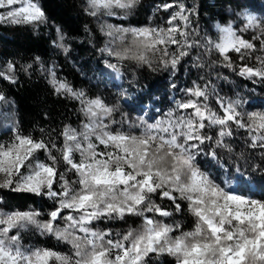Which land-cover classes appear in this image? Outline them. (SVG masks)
<instances>
[{
  "label": "snow or ice",
  "instance_id": "snow-or-ice-1",
  "mask_svg": "<svg viewBox=\"0 0 264 264\" xmlns=\"http://www.w3.org/2000/svg\"><path fill=\"white\" fill-rule=\"evenodd\" d=\"M139 2L88 0L86 11L94 17L115 16L116 9L127 15ZM157 11L168 14L164 24L101 25L113 42L124 43L131 36L122 50L106 46L101 52L148 67L155 61L174 74L186 57L202 49L196 56L198 67H205L204 55L215 54L218 60L207 61L210 71L219 63L253 83H264V19L241 13L240 29L232 22L217 25L219 38L212 40L193 26L195 6L172 0L158 5ZM47 19L39 0H0V23L39 26ZM56 31L53 43L67 53L65 36L59 27ZM249 32L251 38H246ZM253 59L255 66L249 63ZM107 67L120 74L117 63ZM47 71L54 92L78 102L84 119L79 127L64 125L55 136L41 129L39 139L14 124L11 139L0 142V189L52 201L43 220L32 208L0 210V264H152L153 256L162 255L174 257L175 264H264V198L245 195L230 180L217 183L199 164L202 154L216 160L217 149H222L230 158L235 156V178L241 186L249 167L264 175V112L242 111V99L226 100L209 81L185 89L182 98L174 99V107L158 118L118 122L115 106L60 80L54 67ZM14 73L15 65L9 62L0 79L15 83ZM0 102L7 103L3 92ZM241 129L247 133V154L234 153L229 142ZM157 197L170 202L174 211ZM180 201L187 202L195 217L192 230L159 219L182 212ZM127 216L142 218L141 227L125 233L96 227ZM30 228L69 245V252L26 246L21 233Z\"/></svg>",
  "mask_w": 264,
  "mask_h": 264
},
{
  "label": "trees",
  "instance_id": "trees-1",
  "mask_svg": "<svg viewBox=\"0 0 264 264\" xmlns=\"http://www.w3.org/2000/svg\"><path fill=\"white\" fill-rule=\"evenodd\" d=\"M165 2L172 0H140L135 9L127 15L116 9L115 16L99 14L94 17L86 11L88 0H39L48 17L47 23L39 26L0 23V71H6L9 62L15 65V83L0 79V92L7 97V103L0 102V142L11 139L10 129L14 124L24 134H31L37 139L41 137V129L55 136L64 125L80 126L84 117L80 113L78 102L58 96L50 84L51 77L47 69L53 67L60 80H66L89 97H100L108 105L115 106L117 111L113 115L118 122L122 120L137 122L138 117L145 114L147 119H152L173 107L170 98L179 99L185 95V89L192 88L194 84L203 87L209 81L214 85L216 93L226 100L242 99L244 101L242 111L264 112V83H253L229 69L220 67L219 63L210 71L207 61L218 60L215 54L211 58L204 55L205 67H198L196 56L203 51L202 49L196 50L193 57H186L174 74L170 69L161 68L155 61L152 67H148L131 60L117 61L107 52H101L106 46L116 51L131 43L130 35L124 43L119 40L113 42L112 38L101 32V25L112 24L131 28L164 24L168 14L157 11V6ZM182 2L189 7H196L198 14L192 16V24L198 28L201 36L212 40L219 38L217 25L232 22L240 29L243 26L241 13L248 12L264 19V0H182ZM57 27L65 36L64 44L69 49L67 53L53 43L57 41ZM244 35L251 38V32ZM233 58L239 62L235 54ZM107 63L119 65V81L115 79ZM249 63L256 65L255 59ZM28 65L31 67L25 71ZM122 92H126L127 95L122 96ZM212 105L216 107L215 97L212 99ZM124 128L127 130L128 125L125 124ZM244 132L242 129L236 130L234 136L229 138L234 153L248 152L242 135ZM217 152L218 159H208L205 155L204 160L209 168L213 167L214 170H219L218 165L221 164L229 174L228 179L231 180V177H235L232 171L236 165L232 163L234 166H231L229 160L235 161V156L231 155L230 158V154L222 149H217ZM45 158L42 154L41 159ZM255 160L259 161L258 155ZM240 166L243 167V162ZM248 172L250 175L243 186L234 180L236 188L255 198H264V175L251 171L250 167ZM219 174L222 175L221 170ZM156 199L169 211H174V206L170 202L160 201L158 197ZM180 203L183 206L182 212H174L171 217L159 219H164L169 224L179 222L182 230H192L195 217L188 211L186 201ZM51 207L52 201L47 198L0 189V210L32 208L42 213L40 219L43 220L47 218V212ZM142 223L140 217L127 216L124 220L100 222L96 227L110 229L113 233H125L129 229H139ZM177 234L179 233H173ZM21 236L22 242L28 247L50 248L65 253L70 250L69 245L57 241L53 236L41 235L35 228L23 231ZM152 264H175V258L168 255L153 256Z\"/></svg>",
  "mask_w": 264,
  "mask_h": 264
},
{
  "label": "rangeland",
  "instance_id": "rangeland-1",
  "mask_svg": "<svg viewBox=\"0 0 264 264\" xmlns=\"http://www.w3.org/2000/svg\"><path fill=\"white\" fill-rule=\"evenodd\" d=\"M110 71L114 74L115 79H116L117 81H119V75H117V73L114 72L112 69H110ZM182 97H183V96H181V98H182ZM170 99H172V103H173V107H174V98H170ZM179 99H180V98H179ZM165 112H167V111H165ZM165 112H164V113H165ZM260 112H263V111H260ZM161 115H163V113L160 114V115H158V116H156V117H154V118H158V117L161 116ZM1 116H4L5 119L7 118L5 115H1ZM142 117H144L145 119H147V118H146V114L143 115ZM154 118H152V119H154ZM242 131H244V130H242ZM242 135H243L244 138L246 139V137H247V133L244 132ZM204 156H205V155L202 154V155L199 157V164H200V167H201L203 170L209 172L213 177H215L217 183H220L221 185H224L226 181H229V179H228L229 174L227 173V170L224 169V168L222 167L221 164L218 165V169H219V170H214L213 167L210 169L209 166L207 165V162L204 160ZM209 158L212 159L211 156H208V159H209ZM232 163H234V161L229 160V164H230L231 166H234V164H232ZM234 169H235V168H234ZM211 170H212V171H211ZM220 170H221L222 175L219 174V171H220ZM232 172L234 173L233 175L236 177V173H235V171L233 170ZM221 177H222V180H221ZM235 177H231L232 179H231L230 181L232 182V183H231V186H232L233 188L237 189L236 186H235V182H236V178H235ZM234 180H235V182H234ZM249 184L252 185V183H250V182H249ZM237 190H238V189H237ZM245 195H247V193H245Z\"/></svg>",
  "mask_w": 264,
  "mask_h": 264
}]
</instances>
